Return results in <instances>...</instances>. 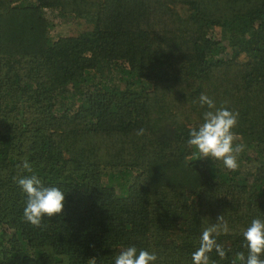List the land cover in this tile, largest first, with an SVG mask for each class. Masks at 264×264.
<instances>
[{
  "label": "trees",
  "instance_id": "1",
  "mask_svg": "<svg viewBox=\"0 0 264 264\" xmlns=\"http://www.w3.org/2000/svg\"><path fill=\"white\" fill-rule=\"evenodd\" d=\"M201 94L239 113L235 171L187 144ZM25 161L65 192L40 227ZM218 216L210 258L240 264L264 218V0H0V264H113L130 245L192 264Z\"/></svg>",
  "mask_w": 264,
  "mask_h": 264
},
{
  "label": "clouds",
  "instance_id": "2",
  "mask_svg": "<svg viewBox=\"0 0 264 264\" xmlns=\"http://www.w3.org/2000/svg\"><path fill=\"white\" fill-rule=\"evenodd\" d=\"M199 106L205 109L202 113V123L193 127L188 133L187 144L195 149L201 159L209 158L220 161L230 171L239 167L238 157L244 150V145L235 144L237 135L233 131L238 122L239 113L224 107H217L215 101L208 95L201 94ZM144 134V129L137 132ZM23 168L30 175L16 179V183L27 197L23 209V219L33 227H40L42 220L62 213L65 202V192L60 188L46 187L33 172L28 161ZM217 223L205 228L199 238V247L191 254L192 264H215L210 256L213 252L223 258L225 250L217 243L215 234L218 230H227L222 224V216H218ZM243 242L247 249L237 253L240 264H264V218H253L243 232ZM158 256L154 252L138 249L135 245L122 248L115 256L113 264H157Z\"/></svg>",
  "mask_w": 264,
  "mask_h": 264
}]
</instances>
